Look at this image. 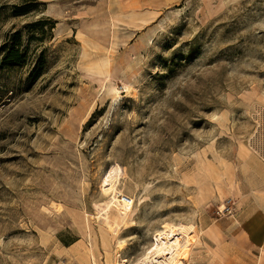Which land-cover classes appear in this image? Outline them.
I'll return each mask as SVG.
<instances>
[{
    "label": "rangeland",
    "instance_id": "1",
    "mask_svg": "<svg viewBox=\"0 0 264 264\" xmlns=\"http://www.w3.org/2000/svg\"><path fill=\"white\" fill-rule=\"evenodd\" d=\"M14 34L0 264H137L181 224L184 264H264V0H0V65Z\"/></svg>",
    "mask_w": 264,
    "mask_h": 264
},
{
    "label": "bare ground",
    "instance_id": "2",
    "mask_svg": "<svg viewBox=\"0 0 264 264\" xmlns=\"http://www.w3.org/2000/svg\"><path fill=\"white\" fill-rule=\"evenodd\" d=\"M123 175V170L120 167L110 169L101 184V190L111 196L106 209L111 206L116 207L121 214V220L133 216V208L136 203L134 199L123 195L119 190V181ZM193 233V227L187 225L181 224L179 227L168 225L156 234L152 249L137 264H184L193 244L191 238H187V236ZM122 264H128V262L123 261Z\"/></svg>",
    "mask_w": 264,
    "mask_h": 264
},
{
    "label": "trees",
    "instance_id": "3",
    "mask_svg": "<svg viewBox=\"0 0 264 264\" xmlns=\"http://www.w3.org/2000/svg\"><path fill=\"white\" fill-rule=\"evenodd\" d=\"M29 7H15V13L18 16L27 14ZM20 34H14L12 39L9 43H5L2 47L4 51V56L2 58L1 67H10V66H22L23 62L22 59L24 58L22 52L20 50V41L19 38Z\"/></svg>",
    "mask_w": 264,
    "mask_h": 264
}]
</instances>
